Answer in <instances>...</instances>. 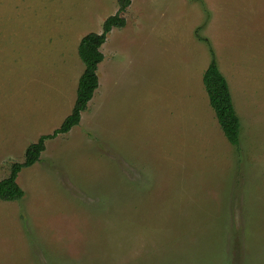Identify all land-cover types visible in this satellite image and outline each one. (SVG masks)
<instances>
[{
	"label": "rangeland",
	"instance_id": "obj_1",
	"mask_svg": "<svg viewBox=\"0 0 264 264\" xmlns=\"http://www.w3.org/2000/svg\"><path fill=\"white\" fill-rule=\"evenodd\" d=\"M118 0H0V180L74 106ZM81 122L0 201V264H264V0H132ZM205 39V40H203ZM212 53L241 122L225 138Z\"/></svg>",
	"mask_w": 264,
	"mask_h": 264
},
{
	"label": "trees",
	"instance_id": "obj_2",
	"mask_svg": "<svg viewBox=\"0 0 264 264\" xmlns=\"http://www.w3.org/2000/svg\"><path fill=\"white\" fill-rule=\"evenodd\" d=\"M131 1L118 0L119 9L115 15L108 17L104 21L102 32L89 33L80 41L78 55L84 63L85 69L78 82L74 106L59 128L51 134L40 136L36 143L28 146L23 162H15L11 165L9 175L0 180V201L22 200L25 193L17 183L19 173L24 168L32 167L40 161L43 152L46 150L47 141L69 133L80 124L83 112L87 110L89 102L99 88L98 69L104 60L101 48L114 28L125 27L126 19L123 14L130 6ZM212 56L211 62L202 76V83L225 138L232 146L237 148L240 144V118L234 107L228 81L220 71L214 53H212Z\"/></svg>",
	"mask_w": 264,
	"mask_h": 264
},
{
	"label": "crops",
	"instance_id": "obj_3",
	"mask_svg": "<svg viewBox=\"0 0 264 264\" xmlns=\"http://www.w3.org/2000/svg\"><path fill=\"white\" fill-rule=\"evenodd\" d=\"M73 108V107H72ZM70 114V113H69ZM63 122V121H62ZM23 190V189H22Z\"/></svg>",
	"mask_w": 264,
	"mask_h": 264
}]
</instances>
